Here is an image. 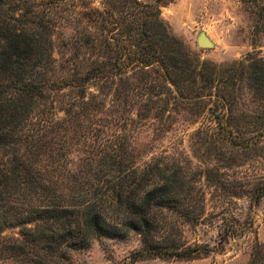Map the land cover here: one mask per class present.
Instances as JSON below:
<instances>
[{"label": "trees", "instance_id": "trees-1", "mask_svg": "<svg viewBox=\"0 0 264 264\" xmlns=\"http://www.w3.org/2000/svg\"><path fill=\"white\" fill-rule=\"evenodd\" d=\"M96 1L0 0V229L21 226L24 247L41 242L62 258L130 233L141 236L140 255L202 258L210 245L184 242L179 222L205 214L204 191L177 198L186 181L176 164L163 156L138 166L123 129L171 107L228 126L245 97L249 123H264V57L202 60L163 18L166 0ZM242 1L263 21L264 5ZM263 194L255 188L251 202ZM231 225L222 238L237 235ZM263 256L257 242L249 264Z\"/></svg>", "mask_w": 264, "mask_h": 264}, {"label": "rangeland", "instance_id": "rangeland-1", "mask_svg": "<svg viewBox=\"0 0 264 264\" xmlns=\"http://www.w3.org/2000/svg\"><path fill=\"white\" fill-rule=\"evenodd\" d=\"M166 1L163 18L202 60L226 65L249 53L264 57V19L250 13L242 0ZM256 2L264 5V0ZM94 4L100 6L99 0ZM58 32L59 40L65 39L62 28ZM202 33L213 42L212 48L198 45ZM239 101L229 115L233 134L228 126L214 124L221 118L211 117L210 111L199 116L172 107L163 119L133 115L123 129L138 166L163 156L176 164L172 167L180 170L178 182L186 181V193L178 189L177 198H200L197 189L204 191L205 214L197 221L180 220L179 224L184 242L209 244L212 251L208 255L197 259L143 256L139 254L141 236L130 233L125 237L103 235L62 258L61 251L48 253L41 242L24 247L23 228L15 226L0 229V264H249L255 244L264 243V194L251 202L252 191L264 186V123H249L245 114L255 110L254 104L247 97ZM219 106L215 112L222 114L224 108ZM247 143L252 146L241 147ZM192 187L196 190L187 192ZM234 192L242 195H231ZM226 225L234 228L235 237L222 238L220 231Z\"/></svg>", "mask_w": 264, "mask_h": 264}, {"label": "water", "instance_id": "water-1", "mask_svg": "<svg viewBox=\"0 0 264 264\" xmlns=\"http://www.w3.org/2000/svg\"><path fill=\"white\" fill-rule=\"evenodd\" d=\"M198 45L202 48H212L214 46L213 42L204 33L200 34L198 38Z\"/></svg>", "mask_w": 264, "mask_h": 264}]
</instances>
